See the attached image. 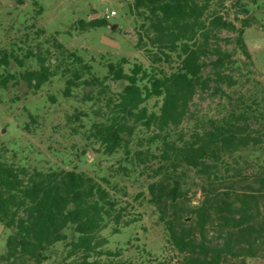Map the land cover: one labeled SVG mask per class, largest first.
<instances>
[{"label":"trees","instance_id":"16d2710c","mask_svg":"<svg viewBox=\"0 0 264 264\" xmlns=\"http://www.w3.org/2000/svg\"><path fill=\"white\" fill-rule=\"evenodd\" d=\"M124 1L136 22L134 47L148 66L124 58L108 61L101 78L54 38L51 48H43L46 40L35 51L0 49V89L21 81L36 92L62 78V97L90 103L101 119L90 124L86 138L99 144L103 155L121 152L122 162L151 179L147 203L182 262L245 264L264 254V99L242 93L251 56L244 30L253 24L247 4ZM232 7L239 9L234 17ZM96 26H107V20L76 23L83 32ZM223 32L233 37L220 39ZM26 60L36 68H25ZM13 64L25 69L11 74ZM208 91L223 111L195 117L192 104ZM101 180L75 169L30 168L0 155V224L11 231L0 262L51 264L59 243L66 254L54 264H130L121 250L106 248L102 233L119 235L141 215L130 213L110 193L108 180ZM194 186L202 199L192 205Z\"/></svg>","mask_w":264,"mask_h":264},{"label":"rangeland","instance_id":"374dc122","mask_svg":"<svg viewBox=\"0 0 264 264\" xmlns=\"http://www.w3.org/2000/svg\"><path fill=\"white\" fill-rule=\"evenodd\" d=\"M242 2L247 4L248 15L253 18L252 26L244 30L243 40L251 56L247 66L250 73L247 69L244 71L248 81L242 93L264 99V0H257L255 5L249 0ZM238 10L230 9L232 17L239 13ZM111 11L116 15L107 20V26L92 27L85 32L76 27L79 20L104 19ZM242 17L244 15H239V19ZM135 25L128 2L124 0H0V49L17 50L22 46L35 51L37 44L46 40L48 44H42L43 48H51V40L55 38L66 50L74 51L84 62L91 64L94 74L101 78L106 75L108 61L124 58L130 64L138 62L148 66L142 53L134 47ZM37 32L39 36H35ZM101 37L113 41L116 46L104 45ZM231 37L232 33L228 32L219 36L220 39ZM221 45L233 49L232 44L221 42ZM21 52L16 51L19 56ZM236 57L243 60L241 54ZM25 68L34 69L36 64L26 60ZM25 68L13 64L9 73L17 75ZM112 87L116 89L113 84ZM62 88L63 79L56 76L36 92L21 81L0 89V155L9 162L30 168L43 171L75 169L98 181L108 180L106 186L110 193L121 205H126L130 213L140 214L141 220L116 236L111 235L109 229L104 231L102 236L108 239L106 248L121 250V259L130 264H184L182 256L166 242L165 231L157 223V214L147 203V184L151 179L122 162L121 152L103 155L99 144L86 138L90 124L101 119L93 113L95 107L90 103H81L78 98L64 99ZM75 94L80 96L81 93L76 90ZM222 106L223 103L208 91L196 96L191 111L198 118L215 117L223 111ZM119 166L126 168V172ZM201 199L199 187H192L188 202L195 205ZM186 219L192 221L190 216ZM10 233L0 224V255L5 253V242ZM65 254L64 244L58 243L48 262L54 264ZM236 263L235 259L225 262ZM245 264H264V254L246 259Z\"/></svg>","mask_w":264,"mask_h":264},{"label":"water","instance_id":"95a60500","mask_svg":"<svg viewBox=\"0 0 264 264\" xmlns=\"http://www.w3.org/2000/svg\"><path fill=\"white\" fill-rule=\"evenodd\" d=\"M101 42L104 44V45H107V46H116V43H114L113 41L109 40V39H106V38H102L101 37Z\"/></svg>","mask_w":264,"mask_h":264},{"label":"built area","instance_id":"2783aa9c","mask_svg":"<svg viewBox=\"0 0 264 264\" xmlns=\"http://www.w3.org/2000/svg\"><path fill=\"white\" fill-rule=\"evenodd\" d=\"M114 15H116L115 11H111L110 13H108L107 15L104 16V19L108 20L111 17H113Z\"/></svg>","mask_w":264,"mask_h":264}]
</instances>
